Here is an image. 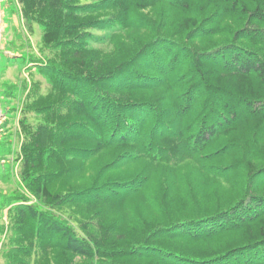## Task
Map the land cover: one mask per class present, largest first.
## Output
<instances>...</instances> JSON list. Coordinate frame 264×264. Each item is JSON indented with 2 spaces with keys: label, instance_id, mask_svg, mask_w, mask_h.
I'll return each mask as SVG.
<instances>
[{
  "label": "trees",
  "instance_id": "obj_1",
  "mask_svg": "<svg viewBox=\"0 0 264 264\" xmlns=\"http://www.w3.org/2000/svg\"><path fill=\"white\" fill-rule=\"evenodd\" d=\"M18 3L48 88L22 103L0 264H264V0Z\"/></svg>",
  "mask_w": 264,
  "mask_h": 264
},
{
  "label": "rangeland",
  "instance_id": "obj_2",
  "mask_svg": "<svg viewBox=\"0 0 264 264\" xmlns=\"http://www.w3.org/2000/svg\"><path fill=\"white\" fill-rule=\"evenodd\" d=\"M115 37L116 39H114ZM115 37L109 45L94 46L95 49L109 53L116 50L120 43L127 48L129 47L128 44L122 42L123 35ZM131 37L133 38L132 35ZM45 54L46 49L42 45L41 27L35 22L29 25L24 20L18 0H0V146L3 144L8 150V153L4 152V155L0 156V222L6 221L8 211V207L1 205L5 203L2 197H9L15 189L22 191L20 189L23 160L20 150L22 140L20 136H17L19 133L17 132L15 135V132L20 125L22 103L30 90V81L39 80L44 92L48 88L46 80L37 75L40 64L35 60L37 58L43 60L41 55ZM9 149L12 150V156H10ZM136 167L132 165L121 166L119 171L116 170L113 173V178L121 180L124 178L121 172L127 173ZM92 170L93 162L85 163L77 177H72L66 181L84 186L88 183L86 179L91 175ZM148 186L153 190L155 189L152 185L148 184ZM24 196L33 197L26 192H24ZM29 202H31L30 204L37 203L36 199L33 198H30ZM143 209L146 214L153 211L152 208L150 211L144 207Z\"/></svg>",
  "mask_w": 264,
  "mask_h": 264
},
{
  "label": "water",
  "instance_id": "obj_3",
  "mask_svg": "<svg viewBox=\"0 0 264 264\" xmlns=\"http://www.w3.org/2000/svg\"><path fill=\"white\" fill-rule=\"evenodd\" d=\"M0 120H1V114H0Z\"/></svg>",
  "mask_w": 264,
  "mask_h": 264
}]
</instances>
